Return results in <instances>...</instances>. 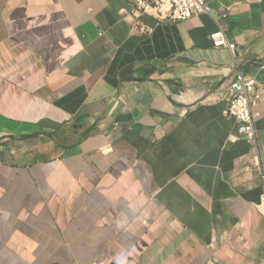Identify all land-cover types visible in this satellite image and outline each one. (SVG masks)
I'll use <instances>...</instances> for the list:
<instances>
[{
  "label": "crops",
  "instance_id": "crops-1",
  "mask_svg": "<svg viewBox=\"0 0 264 264\" xmlns=\"http://www.w3.org/2000/svg\"><path fill=\"white\" fill-rule=\"evenodd\" d=\"M208 2L144 34L129 0H0V264H264V0Z\"/></svg>",
  "mask_w": 264,
  "mask_h": 264
},
{
  "label": "built area",
  "instance_id": "built-area-1",
  "mask_svg": "<svg viewBox=\"0 0 264 264\" xmlns=\"http://www.w3.org/2000/svg\"><path fill=\"white\" fill-rule=\"evenodd\" d=\"M236 2H249L252 0H234ZM132 9L126 16L132 18L133 28L140 33H150L152 28L144 24L140 17L149 14L156 17L159 21L179 22L188 20L202 13H210L211 7L208 0H129ZM227 13L222 14V18L227 17ZM219 29L212 34L211 38L215 46L228 48L236 57V44L229 40L226 30L227 25L223 22L218 23ZM236 73L227 91V107L225 114L239 124L238 132L245 135L254 145L258 146L257 119L261 113L255 108L259 104L261 95L259 83L255 77L247 76L238 60L235 58ZM238 136L232 135L231 140L236 141ZM258 152V151H257ZM256 165L261 167L259 154L256 153ZM259 172L264 179V173ZM264 185V183H263ZM263 214H264V193H263Z\"/></svg>",
  "mask_w": 264,
  "mask_h": 264
}]
</instances>
